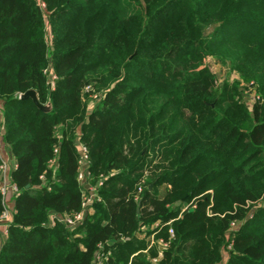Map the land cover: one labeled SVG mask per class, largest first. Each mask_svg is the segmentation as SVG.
Wrapping results in <instances>:
<instances>
[{"label":"trees","instance_id":"obj_1","mask_svg":"<svg viewBox=\"0 0 264 264\" xmlns=\"http://www.w3.org/2000/svg\"><path fill=\"white\" fill-rule=\"evenodd\" d=\"M0 103V264H264V0H0ZM82 147L101 200L52 227L82 212ZM157 223L153 263L137 233Z\"/></svg>","mask_w":264,"mask_h":264},{"label":"built area","instance_id":"obj_2","mask_svg":"<svg viewBox=\"0 0 264 264\" xmlns=\"http://www.w3.org/2000/svg\"><path fill=\"white\" fill-rule=\"evenodd\" d=\"M54 79H56V77H54ZM54 82H52V88H54ZM248 90L251 91H255L254 89V84H250L248 85ZM22 95H20L19 97L21 98ZM259 97L255 96V94L253 93L251 95V99L250 102L252 104V102L258 100ZM2 115V111L0 110V117ZM82 151V155L81 158L79 160V175H78V180L80 181V183L82 184L83 187H85V191L83 194V203H82V212L74 214V215H69V216H65L64 218H59L57 216L53 217V221L51 226L54 227L57 223H62V224H67L68 226H70L71 228H75V227H80L84 224L86 217H87V212L89 210V208H91L93 206V204L95 203L96 200L100 201V196L98 195V191L97 189L99 188V186L103 185L102 181L99 183V185L96 187L95 185L93 186H86V181L89 177H91L89 170V156H88V150L86 147H82L81 148ZM55 152L57 153L58 151L55 150ZM0 158H1V150H0ZM56 163V160L53 161L52 165H54ZM7 170V165L2 162V165L0 166V179H4L5 181V172ZM43 179V178H42ZM91 179V178H90ZM13 189L15 191V193H17V188L15 185H13ZM0 192L2 194V196L5 199L6 193H7V189L6 186H2L0 188ZM142 192V188H139V194ZM8 215V210L6 209V205L4 206V213L1 216L0 222L3 220H6ZM171 223H169L170 225ZM161 228V223H157L151 230H150V234L149 235L147 233V230L142 228L140 231H138L137 236L139 239L141 240H146L147 244V248L146 250L143 251V253L147 254L149 253L150 250L154 249V248H160L159 251V255L158 257H155L154 259H152L151 261L153 263H157L159 261V259L162 257L163 254V250L168 248L169 243H167L166 241H164L163 239H159L156 240V235L159 232V229ZM169 234L171 235V237H174V231L173 229L169 230ZM8 236V233H6V235H2L0 234V254L2 252L3 249V245L5 243V240ZM102 246H100V250L97 254L96 257V263L97 264H105V262L109 261V254L103 253L102 251ZM138 254H135L134 256H136Z\"/></svg>","mask_w":264,"mask_h":264},{"label":"crops","instance_id":"obj_3","mask_svg":"<svg viewBox=\"0 0 264 264\" xmlns=\"http://www.w3.org/2000/svg\"><path fill=\"white\" fill-rule=\"evenodd\" d=\"M2 109H3V105L2 103H0V110L2 111ZM4 136H5V127H4V119H3V111H2V115L0 117V150H1V160L7 165V170L5 172V181L4 179H0V188L4 185L6 186L7 193L5 196V205H6V209L8 210V215L6 220L0 222V234L2 235V237L3 235H6V233H8L9 227L12 224L13 217L16 211L14 204L16 193L13 189L14 184L12 182V175L13 172L17 169L16 161L12 155L10 147L4 141Z\"/></svg>","mask_w":264,"mask_h":264},{"label":"rangeland","instance_id":"obj_4","mask_svg":"<svg viewBox=\"0 0 264 264\" xmlns=\"http://www.w3.org/2000/svg\"><path fill=\"white\" fill-rule=\"evenodd\" d=\"M45 7H46L45 3H42L41 4V8L44 9ZM205 62H206L205 64L211 69V71H213L215 73L216 78H218V83L219 84L224 85V83H226L225 81L227 79L230 81V83L236 82L237 80H239V75L236 72L230 71L229 70L230 69L229 66H225L223 64H219L216 60H214V58H207L205 60ZM51 86H52V84H51ZM90 178L91 177H89L87 179L86 186H93L94 185V184H92L90 182L91 181ZM165 191H166L165 187L159 188V195H160L161 198L165 195ZM156 249H157L158 255H159L160 248H156ZM162 256H163V254H162ZM129 264H132V259H131Z\"/></svg>","mask_w":264,"mask_h":264},{"label":"water","instance_id":"obj_5","mask_svg":"<svg viewBox=\"0 0 264 264\" xmlns=\"http://www.w3.org/2000/svg\"><path fill=\"white\" fill-rule=\"evenodd\" d=\"M21 99L26 100V99H32L35 105L42 110L43 112H49L50 111V105H42L39 100L37 93L35 91H28L24 95L21 96Z\"/></svg>","mask_w":264,"mask_h":264}]
</instances>
